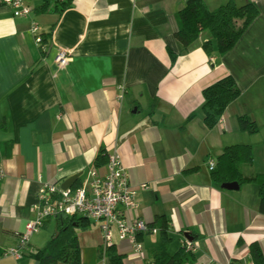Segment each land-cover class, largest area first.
<instances>
[{
  "label": "crops",
  "instance_id": "obj_1",
  "mask_svg": "<svg viewBox=\"0 0 264 264\" xmlns=\"http://www.w3.org/2000/svg\"><path fill=\"white\" fill-rule=\"evenodd\" d=\"M226 1L204 0L209 9ZM250 1L258 14L234 46L206 54L201 47L206 31L183 52L175 37V14L186 0H72L60 15L36 13L43 0H22L30 9L25 16H14L0 0V264H34L28 253L56 231L53 219L45 224L48 229L53 222L52 229L41 233V226L31 234L22 258L4 252L34 219L30 207L40 183L76 184L100 147L118 154L132 185L146 183L129 214L149 224L167 217L170 254L184 244L185 231L197 236L189 240L194 260L184 264L253 263L252 243L264 259L257 185L218 187L207 168L225 146L249 144L253 161L242 165L243 176L263 171V163L255 166L251 137L264 129V0ZM52 25L47 42L37 43L36 34ZM59 49L69 57L61 67L53 61ZM227 74L240 96L207 128L202 89ZM153 98L152 114H143ZM239 115L250 117L258 132L239 130ZM81 233L80 264H109L97 258L99 230L92 235L84 230V238ZM141 239L142 260L128 259L125 244L115 246L123 264L149 262L148 249L158 244L159 234Z\"/></svg>",
  "mask_w": 264,
  "mask_h": 264
},
{
  "label": "trees",
  "instance_id": "obj_2",
  "mask_svg": "<svg viewBox=\"0 0 264 264\" xmlns=\"http://www.w3.org/2000/svg\"><path fill=\"white\" fill-rule=\"evenodd\" d=\"M72 0H43L35 8L36 13L51 11L60 15L66 8L70 7ZM258 8L250 0H245L244 5L237 8L233 0H228L213 9H209L204 0H186L185 5L176 12L177 30L175 37L181 46V51L196 40L199 35L206 31L209 37L206 38L201 47L206 54L216 52L222 54L231 49L237 42L241 34L257 16ZM49 32L40 36L39 43L47 42ZM170 53V59H175V54ZM240 96V89L235 79L227 74L212 84L202 89V105L200 111L203 123L207 128L214 127L224 110L232 101ZM157 103L153 98L149 102L148 108L143 114L151 115ZM138 110V109H137ZM194 114H190L186 120L191 119ZM239 130L248 134L258 132V125L248 116L239 115L236 118ZM263 171L252 177L245 178L242 173V165L252 164L253 152L249 144H231L225 146L221 153L215 157V168L210 172L211 180L221 187L224 183L236 182L238 185L253 182L258 187V211L264 214V142L262 145ZM107 161V153L100 147L93 159V165L100 167ZM198 167L184 170V173L196 171ZM52 219V218H51ZM49 219L42 223V227ZM56 231L50 236L45 245L33 252L28 253V257L38 264H80V247L77 231L86 230L90 221L80 215L59 214L53 218ZM150 225L158 228L159 242L155 247L148 249L149 264H184L194 260L191 251L185 250L182 245L175 252L169 253L168 246L172 240L169 235L168 219L164 215L156 216ZM193 240L197 236L193 232L188 233ZM142 237H140L141 239ZM250 255L254 264H264L261 251L256 243L249 246ZM106 257L109 264H123L124 255L118 252L115 245L107 246L104 250L97 248V258Z\"/></svg>",
  "mask_w": 264,
  "mask_h": 264
},
{
  "label": "built area",
  "instance_id": "obj_3",
  "mask_svg": "<svg viewBox=\"0 0 264 264\" xmlns=\"http://www.w3.org/2000/svg\"><path fill=\"white\" fill-rule=\"evenodd\" d=\"M12 8L14 16H25L30 9L22 0H3ZM32 31L37 25L32 24ZM35 41L40 42L36 34ZM68 52L56 51L54 63L61 67L68 61ZM215 161L209 159L207 168L213 170ZM103 168V171L101 170ZM146 188V183L132 185L127 170L121 165L116 152L107 155V161L100 167L94 165L85 171L82 178L74 185L65 188L58 184L43 181L38 188L36 199L30 209L34 219L25 223L24 230L17 234V243L8 247L4 255L15 259L22 258L31 234L39 230L46 219H53L59 214L80 215L97 224L101 237V248L119 243L128 248L126 257L131 260L144 259L142 237L145 234L158 232V228L150 225L140 217H132L129 212L138 206L137 191ZM185 250L193 251L191 241L185 240ZM146 264H149L147 262ZM235 264H253L241 262Z\"/></svg>",
  "mask_w": 264,
  "mask_h": 264
},
{
  "label": "rangeland",
  "instance_id": "obj_4",
  "mask_svg": "<svg viewBox=\"0 0 264 264\" xmlns=\"http://www.w3.org/2000/svg\"><path fill=\"white\" fill-rule=\"evenodd\" d=\"M40 27H42V26H40ZM248 136H250V135H248ZM251 138L255 139V140H252L253 150H254V154H255V166L260 167V165L263 163V153H262V148H261V146H259V144L261 145V143L263 142L264 129L262 128L261 131L257 135H255V137H251ZM52 224H54V223L52 222L51 226L48 229H46V227L41 228L40 232L44 233L46 231H49L50 229L53 228ZM85 231L90 235L96 234L98 231L97 224L91 220L89 227ZM80 237L84 238V230H83V233L80 234Z\"/></svg>",
  "mask_w": 264,
  "mask_h": 264
},
{
  "label": "water",
  "instance_id": "obj_5",
  "mask_svg": "<svg viewBox=\"0 0 264 264\" xmlns=\"http://www.w3.org/2000/svg\"><path fill=\"white\" fill-rule=\"evenodd\" d=\"M233 1H234V4L237 8L241 7L245 3V0H233ZM73 178H75V177L69 178L68 181L72 180ZM65 187H63V188H65ZM221 187L226 188V189H237L239 187V185L236 182H231V183H224L221 185ZM184 236L188 240H192L191 236H189L188 232H186V231L184 232ZM34 264H38V262L35 261Z\"/></svg>",
  "mask_w": 264,
  "mask_h": 264
}]
</instances>
